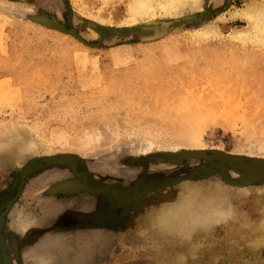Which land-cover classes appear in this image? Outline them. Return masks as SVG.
<instances>
[{
  "label": "rangeland",
  "instance_id": "obj_1",
  "mask_svg": "<svg viewBox=\"0 0 264 264\" xmlns=\"http://www.w3.org/2000/svg\"><path fill=\"white\" fill-rule=\"evenodd\" d=\"M132 1L0 0L2 263L264 264V0Z\"/></svg>",
  "mask_w": 264,
  "mask_h": 264
},
{
  "label": "bare ground",
  "instance_id": "obj_2",
  "mask_svg": "<svg viewBox=\"0 0 264 264\" xmlns=\"http://www.w3.org/2000/svg\"><path fill=\"white\" fill-rule=\"evenodd\" d=\"M184 0H134L132 1V4L129 6L130 10H129V14H130V17H129V23H133L135 22L136 20V17L137 16H147V17H151V18H154L157 14H160L162 13V15H172L176 12L177 8H179V6L182 5V2ZM252 5V4H251ZM248 8V7H247ZM255 8V7H254ZM248 9H251V8H248ZM259 9V8H258ZM246 11V10H245ZM241 13V12H240ZM236 14V13H235ZM238 14V13H237ZM247 15L250 16L251 18V21L253 23H251L252 25H255V21H256V17L255 16H252V14L250 13H246ZM161 15V14H160ZM241 15H243L241 13ZM239 14V16H241ZM234 16V15H233ZM236 16V15H235ZM244 16V15H243ZM258 17V16H257ZM248 18V17H247ZM248 18V19H250ZM245 19V18H244ZM261 19V18H260ZM263 19V18H262ZM259 20V19H258ZM257 20V21H258ZM264 20V19H263ZM255 22V23H254ZM260 23V21L258 22V24ZM250 24V25H251ZM257 24V23H256ZM263 24V23H261ZM261 24L260 27H261ZM264 25V24H263ZM257 26V25H256ZM249 29L251 30V28L249 27ZM258 29V27H257ZM246 30V29H245ZM261 30V29H259ZM253 31V30H252ZM250 31V32H252ZM208 34H210V31H206ZM244 32V31H243ZM256 32V30H255ZM254 33V32H253ZM259 33V32H258ZM206 34V33H205ZM212 34V33H211ZM254 34H257V33H254ZM207 35V34H206ZM261 35V34H260ZM253 37V35H252ZM261 37V36H260ZM264 41V38L262 39ZM187 85V84H186ZM180 87V86H179ZM205 87V86H204ZM181 90H183L181 88ZM180 90V91H181ZM178 91V90H177ZM174 124V123H173ZM182 125V124H180ZM182 133V132H181ZM146 149H142L141 151H145ZM149 152V151H148ZM141 154V153H140ZM82 185V184H81ZM87 188V187H86ZM190 205H193L191 202L187 201L186 199L183 200V203H181L180 206H176L174 207L172 210H169L165 213H163V215L158 219L159 222L163 225V226H170L172 228L176 227V226H179V227H182V226H185L183 224L184 221H181V219L183 218H178L180 216V208L181 207H184V208H187L188 206ZM222 210V209H221ZM220 213H222L220 211ZM172 217L174 219H172ZM179 220V221H178ZM185 223V222H184Z\"/></svg>",
  "mask_w": 264,
  "mask_h": 264
},
{
  "label": "water",
  "instance_id": "obj_3",
  "mask_svg": "<svg viewBox=\"0 0 264 264\" xmlns=\"http://www.w3.org/2000/svg\"><path fill=\"white\" fill-rule=\"evenodd\" d=\"M64 188L65 189H71V188H73V186H72V184H67V185L64 186Z\"/></svg>",
  "mask_w": 264,
  "mask_h": 264
},
{
  "label": "flooded vegetation",
  "instance_id": "obj_4",
  "mask_svg": "<svg viewBox=\"0 0 264 264\" xmlns=\"http://www.w3.org/2000/svg\"><path fill=\"white\" fill-rule=\"evenodd\" d=\"M0 264H3L2 261H1V259H0Z\"/></svg>",
  "mask_w": 264,
  "mask_h": 264
}]
</instances>
